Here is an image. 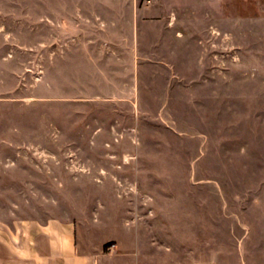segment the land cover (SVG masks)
<instances>
[{
	"label": "rangeland",
	"instance_id": "1",
	"mask_svg": "<svg viewBox=\"0 0 264 264\" xmlns=\"http://www.w3.org/2000/svg\"><path fill=\"white\" fill-rule=\"evenodd\" d=\"M54 217L98 264H264V0H0V224Z\"/></svg>",
	"mask_w": 264,
	"mask_h": 264
},
{
	"label": "crops",
	"instance_id": "2",
	"mask_svg": "<svg viewBox=\"0 0 264 264\" xmlns=\"http://www.w3.org/2000/svg\"><path fill=\"white\" fill-rule=\"evenodd\" d=\"M0 264H98V254L80 250L71 219L0 224Z\"/></svg>",
	"mask_w": 264,
	"mask_h": 264
}]
</instances>
